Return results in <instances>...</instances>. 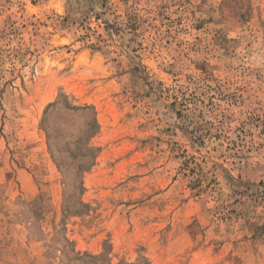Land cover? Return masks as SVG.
Masks as SVG:
<instances>
[{"label": "rangeland", "instance_id": "obj_1", "mask_svg": "<svg viewBox=\"0 0 264 264\" xmlns=\"http://www.w3.org/2000/svg\"><path fill=\"white\" fill-rule=\"evenodd\" d=\"M0 264H264V0H0Z\"/></svg>", "mask_w": 264, "mask_h": 264}, {"label": "trees", "instance_id": "obj_2", "mask_svg": "<svg viewBox=\"0 0 264 264\" xmlns=\"http://www.w3.org/2000/svg\"><path fill=\"white\" fill-rule=\"evenodd\" d=\"M66 107L69 109H76V110H82V111H88L90 109V107H74L70 105L69 103H66ZM94 124H96L95 121H93V128L91 131H89V134H92L93 130L95 129Z\"/></svg>", "mask_w": 264, "mask_h": 264}]
</instances>
